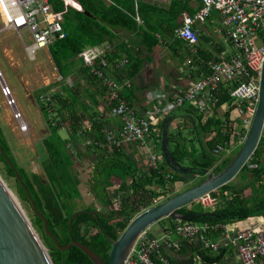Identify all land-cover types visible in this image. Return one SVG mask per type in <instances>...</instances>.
<instances>
[{"label":"trees","instance_id":"1","mask_svg":"<svg viewBox=\"0 0 264 264\" xmlns=\"http://www.w3.org/2000/svg\"><path fill=\"white\" fill-rule=\"evenodd\" d=\"M49 1L55 11H65L61 0ZM195 1L199 10L201 1ZM77 2L82 10L69 7L64 13L62 26L66 36L56 39L49 46L52 60L63 79L35 93L36 101L50 130L42 140V164L47 178L28 173L20 166L1 125L0 161L5 166V173L2 171L5 177L14 178L20 200L31 205L26 190L16 177V171L18 172L38 211L46 218L48 229L57 237L60 245L65 246L74 239L88 246L107 264L112 242L137 214L189 189L202 181L204 176H199V180L189 185L186 184V178L195 174H178L165 164L159 145V131L167 115L150 125V137L156 143L158 151L155 168L147 165L137 168L122 147L107 144L104 136L106 125L115 119L106 117L105 114L107 106H104V100L107 88L102 85V79L93 75L90 68L85 66L81 54L91 47L105 43L111 45L104 55L106 66L103 71L105 76L111 77L120 87L119 94L131 89L132 81L143 68V55L150 54L161 45L167 48L170 56L177 58L181 63L187 62L188 73L195 79L208 75L207 62H217L220 59L211 51L202 48V42L208 41L202 34H199L195 52L177 37L167 45L161 43L168 41L162 37V33L174 35V31L181 24L179 20L182 13H191L188 0H171L168 6H158L143 0ZM73 75L80 76L87 85L79 81L73 82ZM52 89L54 92L51 101L41 99V94ZM230 89L231 86L225 84L212 93L217 99V107L225 104L226 109L221 117H217L214 112L205 116L192 109L179 108L193 113L197 119L196 127L185 117H174L170 122L167 131L169 148L173 158L180 164L218 173L236 155V152H233L221 160L212 155V149L217 144L227 143L229 146L233 124L238 121L235 106L229 99ZM128 105L131 107L129 103ZM176 119L181 120L174 122ZM112 124L117 126L115 122ZM61 130L67 132V137L60 134ZM197 141L200 143L199 148L195 145ZM82 142H85L84 147ZM99 143L105 145L99 147ZM263 154L264 130L253 154L238 173H250L255 182L259 181L260 176L264 174ZM89 155L96 158L85 182L88 187L86 193L91 194L93 202L80 208V201L84 200L81 188L83 178L82 171L75 168V165L80 158ZM6 158H9L14 168ZM250 164H256V167L250 169ZM80 165L83 163L80 162ZM114 178L119 182L113 195L112 190L107 187V180L115 185ZM230 182L211 192L218 203L215 211L203 210L195 205V201L176 211L182 215H195L192 220L178 222L168 217L156 224L168 222L169 230L174 232V227L178 224L208 223L209 236L220 234L222 231L219 225L231 219L251 216L255 212V204L252 206L244 193L247 185L236 188L231 186ZM177 185L182 186V189L175 191ZM261 200L260 198L259 202ZM76 214L78 215L75 216ZM32 224L48 248L54 264H94L77 246L65 251L59 249L52 237L46 234L43 220L35 213ZM148 234L153 236L150 230ZM220 256V253L212 258L202 255V259L215 262Z\"/></svg>","mask_w":264,"mask_h":264},{"label":"built area","instance_id":"2","mask_svg":"<svg viewBox=\"0 0 264 264\" xmlns=\"http://www.w3.org/2000/svg\"><path fill=\"white\" fill-rule=\"evenodd\" d=\"M65 11H55L49 0H0V15L5 23L4 29L16 30L22 40L30 60L36 59V52L40 49H49V46L58 38H64L66 33L62 23L64 13L69 7L82 10L77 0H61ZM138 1V0H136ZM146 2L158 1V6H168L171 0H143ZM201 8L191 17L182 13L181 24L174 31V36L186 43L195 52L199 42V32L194 27L195 22H204L212 10L221 16L226 27V38L230 42L234 53L227 59L209 61L208 75L198 79L193 86L184 92H179L164 103L159 111L162 116L169 112L192 105L203 115H210L217 107V99L212 95L221 85L229 84L228 93L231 104L235 106L238 121L233 124L231 143L217 144L212 149L214 157L221 158L230 155L235 147L243 143L249 129L258 99V85L261 67L264 60V0H200ZM23 31L29 35L32 44L25 43ZM108 46H96L86 49L81 58L85 66L90 68L93 75L102 79V85L107 88L105 104L106 117L117 118L120 125L117 128L106 130L104 133L107 144L118 147L127 145H144L151 136L149 117L138 116L135 111L123 100L118 92L119 86L109 76L104 75L106 61L104 55ZM63 77L59 75L58 80ZM127 84V83H126ZM9 90V89H8ZM54 89L41 94V99L51 101ZM10 97V91L5 93ZM14 117L19 123L20 130L28 131L29 125L19 110ZM105 145L99 143V147ZM158 156L153 151L148 153L146 165L155 168ZM256 164H250L253 169ZM169 176V175H168ZM196 202L203 209L213 208L217 199L207 193L200 196ZM208 223H183L174 227L182 239L197 237L202 247L212 253H217L221 245L208 236ZM241 264H264V215L262 226L243 228L227 237ZM162 247L179 250V241L168 238L149 236L148 230L142 232L127 257L124 264H173L163 253Z\"/></svg>","mask_w":264,"mask_h":264},{"label":"water","instance_id":"3","mask_svg":"<svg viewBox=\"0 0 264 264\" xmlns=\"http://www.w3.org/2000/svg\"><path fill=\"white\" fill-rule=\"evenodd\" d=\"M174 117L188 118L194 127H196L197 123L196 116L183 109H176L168 113L167 117L163 120L159 131V145L164 162L168 168L175 173L182 175L195 174L196 176H204V179L189 189L169 197L137 214L128 223L119 237L112 242L107 264H124L132 251L138 236L142 232L150 230L153 235H159L161 231L151 229L159 220L168 217L175 219L178 222L192 220L195 215H182L176 211L195 202L200 196L211 193L221 186L229 183L238 174L240 169L248 161L256 149L262 131L264 130V60L261 67L258 85L257 104L255 106L251 124L239 151L236 153L232 161L220 172L215 173L213 171H209L208 169L197 170L182 165L173 158L169 148L167 131L170 122ZM6 160L14 168L9 158H6ZM16 177L26 190L34 213L43 220L46 234L52 237L59 249L65 251L73 246H77L86 253L94 264H106L88 246L74 239L71 243L65 246L60 245L57 237L48 229V222L46 218L38 211L34 200L17 171ZM77 215L78 214L75 216ZM0 264H54L48 248L24 212L18 198L10 190L1 175Z\"/></svg>","mask_w":264,"mask_h":264},{"label":"crops","instance_id":"4","mask_svg":"<svg viewBox=\"0 0 264 264\" xmlns=\"http://www.w3.org/2000/svg\"><path fill=\"white\" fill-rule=\"evenodd\" d=\"M188 1L191 7V13L187 14L193 17L198 11L196 8L197 3L195 0ZM157 2L158 1H152L149 3L158 5ZM179 21L181 22L182 19L180 18ZM194 27L197 28L200 35L202 34L208 39L207 42L203 41L201 44L205 51H211L219 59H227L234 53L230 42L226 38V27L223 25L221 16L216 10H212L204 22H195ZM162 35L164 39L168 40L166 42H161L165 45L171 43L175 38L174 35H169L166 33H162ZM102 46H108L110 48L111 45L105 43ZM143 58H145L143 68L132 81L130 87L131 89L122 91L120 96L126 102L128 101L138 116L149 117L151 123L155 124L163 117L159 111L164 106V103L177 93L190 89L198 80V78H191L188 73L187 62L181 63L177 58L170 56L167 48L164 47V45L156 47L148 55L145 53ZM186 109H192L196 111L194 107L189 104L186 105ZM225 109V104H221L217 108H214L212 113L214 112L217 117H221L224 114ZM231 116H233V113ZM112 120V122H115L117 126L120 125L119 119L115 118ZM180 120L181 119H176L174 122H179ZM112 122H109L106 125L105 130L114 129L117 127L112 124ZM123 149L126 155H129L130 159L135 162L137 168H142L146 165L148 153H150V151H153L158 155L156 143L151 137L144 145L136 144L131 145L128 148L123 147ZM226 157H228V155ZM262 158L264 164V154ZM94 163L95 161L92 163V165ZM89 166L91 167V165ZM81 176L83 178L81 188L83 191H87L88 187L86 186L85 182L89 178L88 174L85 175L81 172ZM239 186L241 187L240 183L235 185L236 188ZM250 191L252 193L251 199L248 198V192L246 190L244 193L247 196L246 198L250 200V204L252 206L255 204V212L251 216L241 219H231L225 224L219 225L222 232L216 236L208 235L211 240L218 241L220 243L221 248L217 253H212L205 250L197 237L182 239L176 233L169 230L168 222L161 225L154 224L151 229L155 231H161L159 235H156L158 238H168L171 241H179L180 248L179 250L175 251L173 249L162 247L163 253L173 264H241L235 250L228 244L227 237L234 234L239 229L262 226V217L264 215V174L260 176L259 181H254ZM260 198L262 200L259 202ZM195 205L199 206L198 203ZM217 207L218 203H216L213 208L202 209L215 211ZM219 253L221 256L215 262H210L205 258L202 259V255L207 258H212Z\"/></svg>","mask_w":264,"mask_h":264},{"label":"rangeland","instance_id":"5","mask_svg":"<svg viewBox=\"0 0 264 264\" xmlns=\"http://www.w3.org/2000/svg\"><path fill=\"white\" fill-rule=\"evenodd\" d=\"M4 27L5 23L0 15V125L12 146L14 156L20 166L25 168L28 173H36L46 179L47 176L42 164L44 160L42 140L47 137L50 130L36 101L35 93L59 81L60 74L52 60L49 49L38 50L36 52V59L30 60L18 32L13 29L6 30ZM23 35L25 37V43L27 45L32 44L26 31H23ZM72 80L75 83L79 81L87 85L80 76L73 75ZM9 91L10 97L5 95ZM183 108H186V105ZM17 110L21 112L23 118L29 125L28 131L26 132L20 130L19 123L14 117V113ZM60 134L63 137H67L65 130H61ZM82 144L84 147L85 142H82ZM195 145L199 148L200 143L197 141ZM239 146L235 147L233 152L237 153L240 149H238ZM224 157L226 156H223L221 159ZM94 161V155L82 157L76 162L75 168L80 169L86 175L90 170L89 165H92ZM80 162L83 163L82 166ZM2 171L5 173V166L0 161L1 177L18 198L24 212L32 223L34 212L31 205L20 200L16 192L14 178L7 179ZM199 178L196 175L188 176L186 178V184L190 185L199 180ZM253 179V175L250 173L240 172L231 180L230 185L235 186L239 183L241 187L244 184L247 185L245 190L248 192V198L251 199L252 193L250 190L254 184ZM113 181L115 185L110 183V180H107V187L112 190L114 195L119 180L114 178ZM180 189H182V186L177 185L175 191H179ZM83 194L84 200L80 201V208L93 202L91 194L86 193V191H83Z\"/></svg>","mask_w":264,"mask_h":264},{"label":"flooded vegetation","instance_id":"6","mask_svg":"<svg viewBox=\"0 0 264 264\" xmlns=\"http://www.w3.org/2000/svg\"><path fill=\"white\" fill-rule=\"evenodd\" d=\"M209 171H213V170H209Z\"/></svg>","mask_w":264,"mask_h":264}]
</instances>
